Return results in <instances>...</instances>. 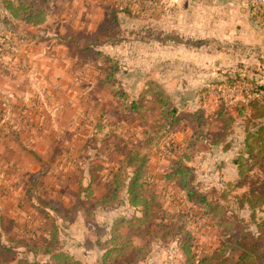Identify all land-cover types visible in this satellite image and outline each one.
Wrapping results in <instances>:
<instances>
[{
	"label": "rangeland",
	"instance_id": "1",
	"mask_svg": "<svg viewBox=\"0 0 264 264\" xmlns=\"http://www.w3.org/2000/svg\"><path fill=\"white\" fill-rule=\"evenodd\" d=\"M45 4L47 14L38 25L14 20L0 5L1 233L18 228L36 230L41 236L40 222L32 217L34 203L44 209L38 195L54 206H73L86 193L78 187L82 176L85 184L95 167V174L101 176L147 135L159 141L148 161L150 170L159 174L165 166L160 135L167 128L166 118L159 117L162 104L153 99V92L165 98L166 108L176 106L180 114L182 110L209 114L222 102L234 114L232 97L253 85L230 82V72L254 76L264 84V77L259 78L264 75L263 0H50ZM115 6L127 11L117 12V29L109 34L114 40L88 38L86 33L107 28ZM90 39L98 41L92 44L97 45L94 49L119 65L114 84L97 82L101 60L93 65L88 61L96 60L95 54L79 52ZM235 114L229 138L237 142L241 118ZM212 119L205 125L208 131L215 128ZM97 122L101 129L96 132L92 126ZM182 123L186 122L175 126L177 142L184 138ZM230 154L203 148L189 162L199 188L220 200L224 182L231 177ZM154 185L162 188L160 182ZM102 189L97 182L94 195ZM165 191L169 195L164 206H168L176 195L169 187ZM88 210H93V217L87 219L92 229H87L85 216L74 217L68 211L65 216L74 220L58 218L63 223L60 238L64 249L77 253L80 264H99L96 233L102 225L108 229L122 209ZM50 213L60 216L59 211ZM194 221V248L202 250L210 242L211 230L198 215ZM136 238L141 244L143 239ZM15 255L8 264H26L18 252ZM47 260L39 254L36 264H48ZM138 264H185V258L178 241L154 240Z\"/></svg>",
	"mask_w": 264,
	"mask_h": 264
},
{
	"label": "trees",
	"instance_id": "2",
	"mask_svg": "<svg viewBox=\"0 0 264 264\" xmlns=\"http://www.w3.org/2000/svg\"><path fill=\"white\" fill-rule=\"evenodd\" d=\"M49 1L0 0V5L14 20L38 25L45 19V3ZM121 10L118 6L111 9V15L107 17V28L101 26L97 32L86 33L88 38L95 36V40H114L110 39L112 36L109 34L117 29V12ZM91 39L82 49L78 48L79 52L95 54L96 60L88 61L93 65L95 61L101 60L96 68L97 82L114 84L119 65L101 50L94 49L97 45L92 44L98 41L92 42ZM230 73V82L240 80L253 85L251 90L242 88L239 94L232 97L235 100L232 102L234 114L241 118V140L236 142L235 137L234 140L229 138L234 133L231 125L236 120L224 102L209 114L200 110H182L180 114L176 106L166 108L163 105L165 98L159 92H153V99L162 104L159 106V117L166 118L164 125L167 128L160 135L165 152L162 157L165 166L160 173L151 171L148 164L159 141H156L157 136L147 135L146 140L140 139L135 146L125 150L121 161L111 162L110 168L101 176L95 174L97 167L85 184L82 176L78 187L86 193L82 198L78 197L73 206L65 208L61 203L54 206L50 200L38 195L36 198L44 209L33 202L35 213H32V217L34 222H40L41 236H37L36 230L31 229L19 231L14 228L12 232H0V264H8L17 252L26 264H36L39 254L49 258L48 264H80L81 260L63 247L60 238L63 223L60 224L58 218L71 222L80 213L85 216L89 230L92 227L87 219L93 217V210L91 212L88 207L94 206L110 212L122 209V213L115 216L108 229L107 225L101 224V231L96 233L94 246L100 252L99 264H138L146 257L151 241L154 240L178 241L185 264H263L264 84H258L254 76H241L236 71ZM262 77L264 75L259 74V78ZM217 83L223 82L217 80ZM209 119L214 121L215 126L211 131L205 128V125H210ZM183 121L186 123L180 125V131L184 138L177 142L175 126ZM92 127L97 132L101 124L93 123ZM167 134L169 137L166 140ZM203 148L208 151H231L229 164L234 168L236 178L224 182L225 186L219 193L223 200L199 188L195 168L189 163ZM97 182L103 189L95 196L93 191ZM156 182H160L163 190L156 188ZM168 187L171 193H175L176 199H171L169 205L164 206L166 194L169 195L165 188ZM239 188L242 190L237 192ZM50 210L59 211L60 216L57 213L51 214ZM68 211H73L74 217L65 216ZM241 211L246 217L242 216ZM195 215L211 230L210 242L202 250L194 248L197 230ZM234 226H237L235 230ZM201 227L204 228L203 225ZM138 236L143 239L141 244L136 242Z\"/></svg>",
	"mask_w": 264,
	"mask_h": 264
},
{
	"label": "crops",
	"instance_id": "3",
	"mask_svg": "<svg viewBox=\"0 0 264 264\" xmlns=\"http://www.w3.org/2000/svg\"><path fill=\"white\" fill-rule=\"evenodd\" d=\"M241 33L242 34H246V29H245V31H241ZM229 164V163H228ZM229 168L232 170V172H231V177L230 178H228V179H226V180H233V179H235L236 178V172H235V170H234V168L232 167V165H230L229 164ZM63 244V243H62ZM75 251V250H74ZM71 253H73V252H71ZM75 256H77V253L75 252V253H73Z\"/></svg>",
	"mask_w": 264,
	"mask_h": 264
},
{
	"label": "built area",
	"instance_id": "4",
	"mask_svg": "<svg viewBox=\"0 0 264 264\" xmlns=\"http://www.w3.org/2000/svg\"><path fill=\"white\" fill-rule=\"evenodd\" d=\"M264 1V0H263Z\"/></svg>",
	"mask_w": 264,
	"mask_h": 264
}]
</instances>
